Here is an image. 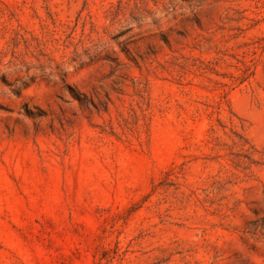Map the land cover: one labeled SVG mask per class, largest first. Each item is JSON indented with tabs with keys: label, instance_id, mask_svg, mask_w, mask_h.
<instances>
[{
	"label": "rangeland",
	"instance_id": "374dc122",
	"mask_svg": "<svg viewBox=\"0 0 264 264\" xmlns=\"http://www.w3.org/2000/svg\"><path fill=\"white\" fill-rule=\"evenodd\" d=\"M254 222L264 0H0V264H264Z\"/></svg>",
	"mask_w": 264,
	"mask_h": 264
},
{
	"label": "trees",
	"instance_id": "16d2710c",
	"mask_svg": "<svg viewBox=\"0 0 264 264\" xmlns=\"http://www.w3.org/2000/svg\"><path fill=\"white\" fill-rule=\"evenodd\" d=\"M229 120V123H232L233 122V119L232 117H229L228 118ZM219 123H220V126L225 128V126L223 124H221V119H218ZM212 132H216V129L214 127H212ZM237 137H239L240 139V142L242 143L241 145L244 147L246 145H248V142L246 139H244L242 136H239L236 132H233ZM253 147L251 146V149ZM247 159H249L251 161V163H256L252 158H251V155H248V156H245ZM252 228L250 229V233L251 234H257V233H262L261 235L264 236V224H259L258 222H254L251 226Z\"/></svg>",
	"mask_w": 264,
	"mask_h": 264
}]
</instances>
